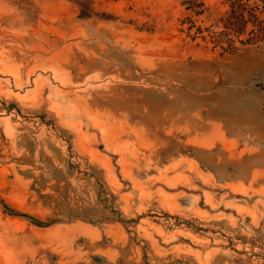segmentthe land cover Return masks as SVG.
<instances>
[{"label": "rangeland", "instance_id": "1", "mask_svg": "<svg viewBox=\"0 0 264 264\" xmlns=\"http://www.w3.org/2000/svg\"><path fill=\"white\" fill-rule=\"evenodd\" d=\"M0 264H264V0H0Z\"/></svg>", "mask_w": 264, "mask_h": 264}, {"label": "trees", "instance_id": "2", "mask_svg": "<svg viewBox=\"0 0 264 264\" xmlns=\"http://www.w3.org/2000/svg\"><path fill=\"white\" fill-rule=\"evenodd\" d=\"M84 3H83V5H80L81 6V8L83 7V16L85 17V16H88V13H87V10H91V9H89L88 7H86L87 6V3L85 2V1H83ZM200 5L201 6H204V4L203 3H200ZM233 7H234V5H233ZM255 11H256V8H255ZM240 20V19H239ZM242 21H240V23H241ZM255 22H256V25H258L259 27L262 25V21L260 20V18L255 14ZM236 24H239V23H236ZM236 24L235 23H233V24H231V25H233V26H235V28H237L236 29V31H239V30H241L240 28H239V26H237L236 27ZM232 29V27H229L228 26V29ZM234 28V27H233ZM262 34H263V31L260 29V33L258 34V35H256V34H254L253 33V36H254V38H261V36H262ZM258 39H250L249 41H253V40H258ZM261 40V39H260Z\"/></svg>", "mask_w": 264, "mask_h": 264}]
</instances>
